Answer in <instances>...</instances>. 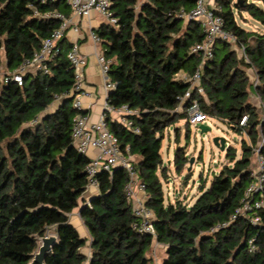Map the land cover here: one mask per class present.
Segmentation results:
<instances>
[{
	"label": "trees",
	"instance_id": "trees-1",
	"mask_svg": "<svg viewBox=\"0 0 264 264\" xmlns=\"http://www.w3.org/2000/svg\"><path fill=\"white\" fill-rule=\"evenodd\" d=\"M257 3L264 0H215L214 12L236 42L215 44L212 58L201 69L203 93L182 102L179 98L190 88L186 79L200 64V57L191 53L203 38L200 25L180 15L191 11L194 0H111L116 23L96 31L114 85L107 105H126L138 112L130 118L131 128L104 115L145 186V206L154 215L152 236L132 227L135 217L124 198L123 170L96 174L97 195L79 204L87 188L89 159L76 152L71 138L76 111L67 95L73 72L63 50L47 63L48 73L26 74L21 86L8 75L59 27L54 14L68 17L67 0H0V73L2 58L5 62L0 79V264H30L37 239L48 228H54L56 242L43 264H150L146 252L154 242L164 247L161 264H264V208L257 212V225L245 217L230 220L250 181V156L264 138V32L246 31L236 19L246 12L264 26V8ZM63 44L62 39V49ZM239 47L244 50L240 58L234 51ZM241 66L252 69L256 84ZM251 93L259 98V111L248 102ZM194 99L205 115L245 133L250 145L242 143L239 159L232 149L226 150L228 164L208 187L200 184L192 204L167 202L160 180L166 173L161 142L170 126L185 121ZM244 115L245 126L239 127ZM260 152L264 155V148ZM185 163L177 148L178 174ZM76 208L85 237L69 224ZM86 247L88 254L83 252Z\"/></svg>",
	"mask_w": 264,
	"mask_h": 264
},
{
	"label": "built area",
	"instance_id": "built-area-1",
	"mask_svg": "<svg viewBox=\"0 0 264 264\" xmlns=\"http://www.w3.org/2000/svg\"><path fill=\"white\" fill-rule=\"evenodd\" d=\"M71 12L78 16H87L92 11L97 12L105 18L107 24L115 25L116 20L110 12L111 0H67ZM215 8L212 5V0H194V6L187 14L181 12V17L186 21H196L199 23L203 38L199 43H196L191 48V53L200 57V64L195 72L186 80L190 82V88L184 93L183 97L179 98L182 102L185 98H190L194 93L202 94L201 86V69L205 61L213 56L215 44L219 41L235 44V38L223 28V22L220 16L214 12ZM54 18L58 19L59 27L54 29L50 35L41 41L38 51H36L31 59L25 61L16 70L8 73L9 77L18 86L22 85L23 76L26 74L34 75L38 72L42 74L48 73L47 63L50 62L56 55L62 52L60 42L64 38L65 33L71 29L77 32L76 26L70 25L67 18L60 14H54ZM264 27V26H262ZM254 31H260L258 27H254ZM90 38L94 43H100L99 37L92 33ZM241 55L244 50L238 48ZM65 58L73 72L72 91L67 96H72L71 107L76 111L72 120L71 138L75 150L78 154L84 155L89 159L85 167L87 175V189L97 188L96 174L106 172L112 174L114 169L121 168L126 174V183L123 188L124 198L131 206L132 214L135 217V222L132 227L138 234L154 235L153 220L154 215L150 209L145 206V201L148 196L145 192L144 184L138 179L137 172L133 167V158L128 154V149L122 151L117 137L109 130L105 115L115 120L119 124L131 128V117L137 116L136 110L122 105L118 108H112L105 105L106 114L98 119L95 123H89L87 116L82 115L83 111L81 98L86 93L83 89L84 85V69L86 67V59L79 51L77 42L72 43L65 52ZM99 71L104 79L105 91L108 92L114 89V85L108 79V70L110 61L103 54L97 57ZM254 84L257 80L254 76ZM256 99L259 98L256 96ZM107 100V98H106ZM185 121L192 126L202 124L206 119L200 108V103L194 99L186 111ZM248 116L244 115L239 121V127H244ZM137 133V129H132ZM264 148V138L261 137L260 142L254 149L256 156L255 167L250 170V181L245 187L239 201V205L230 220L233 221L239 217H245L251 225H257L260 222V217L257 212L264 208V155L261 154V149ZM93 151L94 155L89 156V152ZM139 194L141 196L139 197ZM226 224L221 225L222 227ZM248 252L254 251L253 241H248Z\"/></svg>",
	"mask_w": 264,
	"mask_h": 264
},
{
	"label": "rangeland",
	"instance_id": "rangeland-1",
	"mask_svg": "<svg viewBox=\"0 0 264 264\" xmlns=\"http://www.w3.org/2000/svg\"><path fill=\"white\" fill-rule=\"evenodd\" d=\"M234 1L252 2V0ZM214 2L215 0H212V5H214ZM257 5L264 8V4L257 3ZM236 19L240 27L246 31H254L253 29L255 26L258 27L260 31H264V27H262L260 23L256 22L246 12L239 14ZM234 51L239 58L242 56L237 48H235ZM63 54H65L64 49ZM3 62L2 58V63ZM241 69L246 72L249 81L254 84V73L252 69L245 68L243 66H241ZM4 71L5 65L3 64L0 79ZM248 102L258 111L261 109L260 101L256 98H252L250 94ZM199 125L208 127L209 131L201 134L198 129ZM186 129H188L187 133ZM176 134L177 140H175ZM214 137L223 138L226 142L225 146L234 151V157L236 159L241 157L242 143H245L247 146L250 145V140L245 133L239 134L234 132L224 121L217 117L208 116L202 124H197L196 126L188 125L184 120H179L165 131L164 138L161 142L160 154L162 159V168L166 173L165 176L160 178V180L162 182V188L167 202L173 203L178 200L185 204H192L200 194V184L204 182L205 187H208L213 175L217 174L223 165L228 164V157L226 156L227 151L224 150L221 152L213 146L212 139ZM177 148H180L186 157L185 166L179 174L176 172L174 167V153ZM190 160H192L191 163ZM249 161V170H251L255 167V154L250 156ZM45 236H56L54 228H48L43 237ZM38 241L39 238L37 239V249ZM37 249L35 252H37ZM157 251L159 259L160 255H162V251L160 249ZM83 252L88 254V248H84Z\"/></svg>",
	"mask_w": 264,
	"mask_h": 264
},
{
	"label": "crops",
	"instance_id": "crops-1",
	"mask_svg": "<svg viewBox=\"0 0 264 264\" xmlns=\"http://www.w3.org/2000/svg\"><path fill=\"white\" fill-rule=\"evenodd\" d=\"M142 0H139L141 2ZM70 25L76 26L78 31L74 32L69 29L63 38L64 44L63 49L66 51L67 48L74 42H77L79 45L80 53L86 59V67L84 69V85L83 89L85 95L81 98V104L84 112H87V119L89 123H95L105 112V105L107 104V92L104 87V79L102 78L99 66L97 63V57L100 54H103L102 44L94 43L90 38L92 33L96 34V31L107 24L104 17L98 14L95 11H92L87 16L78 17L74 15L71 10L67 17ZM5 65V62H3ZM10 73V72H8ZM252 98H256L254 93H251ZM94 155L93 151L89 152V156ZM97 195V188L87 189L81 199L79 204H84L90 201L92 197ZM141 194H139V197ZM69 223L76 229L78 234L82 237H85L87 233L83 227L78 209H74L69 215ZM162 251V255L158 259V251ZM164 247L161 244L154 242L149 250L146 252V256L150 259V264H161V261L164 257Z\"/></svg>",
	"mask_w": 264,
	"mask_h": 264
},
{
	"label": "water",
	"instance_id": "water-1",
	"mask_svg": "<svg viewBox=\"0 0 264 264\" xmlns=\"http://www.w3.org/2000/svg\"><path fill=\"white\" fill-rule=\"evenodd\" d=\"M237 2L241 3L240 1ZM72 99H73V95L68 97V100L71 101ZM198 129L201 134L209 131V128L203 125H199ZM225 143L226 142L223 138L214 137L212 139L213 146L216 147L221 152L228 149V147L225 146ZM191 162L192 160H190V163ZM117 169L121 170V168H117ZM55 242H56V236H45L39 238L37 252L32 254V259L30 264H43L47 255L51 252Z\"/></svg>",
	"mask_w": 264,
	"mask_h": 264
}]
</instances>
